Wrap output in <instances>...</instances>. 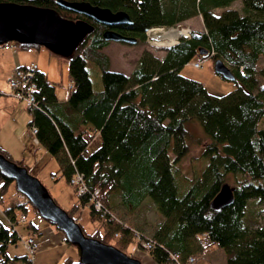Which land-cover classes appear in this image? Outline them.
<instances>
[{
  "label": "trees",
  "instance_id": "16d2710c",
  "mask_svg": "<svg viewBox=\"0 0 264 264\" xmlns=\"http://www.w3.org/2000/svg\"><path fill=\"white\" fill-rule=\"evenodd\" d=\"M56 1L0 3L54 10L64 19L93 27L68 59L67 100L58 101L55 85L36 71L35 106L27 108L28 130H37V143L58 160L62 175L68 182L76 174L83 178L85 193L74 188L79 202L67 214L88 205L91 220L101 221L103 227L89 237L128 256L129 246L136 244L153 264L196 262L213 248L223 251L225 264H264V225L251 228L246 222L250 202L262 206L259 213H264V86H258V80H264V67L258 70L264 58V0H64L125 12L132 25L117 32L142 42L150 30L173 29L200 17L204 33L192 32L188 39H180L165 50L162 60L144 51L130 75L109 70V59L102 52L108 46L102 37L107 28L60 8ZM235 3L240 4L238 10L233 9ZM196 57L227 64L236 89L211 96L202 84L183 77L181 69ZM88 63L101 73L102 88L96 92ZM194 120L209 144L202 153L204 162L191 178L182 175L178 165L189 152L186 126ZM95 138L100 142L97 148L92 147ZM0 155L10 161L1 149ZM228 176L237 178L230 186L234 201L213 211L210 203ZM12 184L0 173L4 217L0 218V264H32L28 256L12 259L7 253L9 245L16 246L19 240L17 215L24 216L30 206L18 192L4 200ZM146 199L163 218L153 238L113 212L118 206L137 210ZM27 229L39 233L32 222ZM135 233L152 243L148 252L136 242ZM63 264L79 263L68 258Z\"/></svg>",
  "mask_w": 264,
  "mask_h": 264
},
{
  "label": "rangeland",
  "instance_id": "374dc122",
  "mask_svg": "<svg viewBox=\"0 0 264 264\" xmlns=\"http://www.w3.org/2000/svg\"><path fill=\"white\" fill-rule=\"evenodd\" d=\"M239 7V3L234 4V8L239 9ZM215 13L220 14L221 11L217 10ZM180 26L181 28L191 30V32L198 33L201 30L203 31L202 23L198 18H195L187 24L183 23ZM173 37L178 38L177 33H171L170 30L164 29V31L160 33L147 34L145 41L142 42L137 40L135 45L110 43L109 47L103 50V54L110 58V71L128 75L136 68V52H140L141 49H150V53L155 58L162 60L165 56V50L171 45V39ZM123 47L128 48L124 49L129 52L126 53V56H124L125 52L119 53V51H117L119 48ZM34 50L36 51L37 49L31 48L28 52ZM16 51L25 52L21 51L19 48H16ZM49 58L50 60L44 61L47 68L42 65V69L49 76V79L56 85L58 98L65 99L68 94V88L70 87L68 71L69 61L64 58L56 57L53 54H50ZM197 63L201 66L199 69L193 67V65ZM213 66L214 61L211 58L196 57L181 69L180 74L187 79L202 84L211 96L221 97L234 91L237 87V82L223 80L220 76L214 73ZM226 66L231 70L227 64ZM262 67H264V58L260 60L258 70ZM87 70L93 90L95 92L100 90L102 88V82L99 68L92 63H88ZM258 86L259 88L264 86L263 79L258 80ZM261 126L264 127V121ZM186 128L190 137L189 152L179 163L178 169L182 175L192 178L194 172L199 170L200 165L205 160L202 153L205 146L209 144V140L204 136L199 121L194 120L192 123L187 124ZM10 130L13 132L12 126L7 125L0 134V143H2L7 149L3 150L7 151V156L10 161L16 165L21 164L30 176L40 181L59 208L66 213H69L74 204L79 202V198L75 193L73 186H71L70 182H68L66 177L60 172L58 160L53 158L42 146L35 143V138L31 135L30 130L25 129L21 136L20 133L17 136L13 133L15 138L9 132ZM54 177L56 178L54 179ZM236 179V177L228 176L227 184L232 186L235 184ZM16 192L15 184L10 185L6 190L4 200L8 201ZM116 203L119 205V197H116ZM261 207L262 206L260 205H255L253 202H250L248 205L250 213L247 214L246 222L251 228H257L258 226L264 225V213H259ZM113 212L119 220H122L133 229L150 238H153L159 225L163 222V218L149 199L144 200L137 210L129 212L123 207L118 206V209ZM22 215H24L26 222L25 224L19 223L16 226L17 237L19 240L17 241L16 246L9 245L7 253L10 258H20L28 255L24 242L30 237L36 242L41 240L43 242V247L41 248L39 246L35 255L31 257L32 264H63L68 258L78 261L76 247L63 242V234L54 226L41 219L31 206H28L27 211ZM70 215V217L80 225L87 236H93L97 231H103L101 221L91 220L90 208L88 205L81 206L79 210L71 212ZM21 217L22 216L19 212L17 215L19 221L21 220ZM0 218L4 220L1 213ZM30 222L37 227L39 231L38 234L34 235L33 233H30L31 231L28 232L27 225ZM58 237L61 239L59 240ZM128 254L131 255L130 257H135L140 260L142 264H153L149 255L141 252L136 244H131L129 246ZM15 264L23 263L16 262ZM195 264H225L224 253L218 249H210L206 256L197 257Z\"/></svg>",
  "mask_w": 264,
  "mask_h": 264
},
{
  "label": "water",
  "instance_id": "95a60500",
  "mask_svg": "<svg viewBox=\"0 0 264 264\" xmlns=\"http://www.w3.org/2000/svg\"><path fill=\"white\" fill-rule=\"evenodd\" d=\"M56 4L68 12L81 15L107 28L102 34L105 42L126 45L137 43L135 38L123 36L115 31L132 25L125 12L113 13L87 3L64 0H57ZM92 31L93 27L90 24L64 19L54 10L0 3V47L10 43L19 47H40L56 57L68 60ZM199 54L205 52L200 51ZM213 70L225 81H236L231 70L221 60L214 62ZM0 173L14 182L16 191L28 200L41 219L61 232L69 245L76 247L79 264H142L135 257H130L113 246L87 236L80 225L59 208L38 179L2 155ZM233 201L234 189L224 184L211 201L210 209L220 211L230 206Z\"/></svg>",
  "mask_w": 264,
  "mask_h": 264
},
{
  "label": "crops",
  "instance_id": "0c3cea01",
  "mask_svg": "<svg viewBox=\"0 0 264 264\" xmlns=\"http://www.w3.org/2000/svg\"><path fill=\"white\" fill-rule=\"evenodd\" d=\"M233 9H236V8H234V6H233ZM195 18L200 19V17H195ZM195 18L188 20L185 23L187 24L190 21L194 20ZM200 21H201V19H200ZM201 23H202V21H201ZM202 28H203V31L201 30L198 33H204L205 32L203 24H202ZM109 45H110V43L108 44L107 47H109ZM107 47H105V48H107ZM124 47L119 48L117 51H119V53L125 52L124 53L125 55L124 54L123 55L126 56V53H129V52H128V50H124V49H128V48H124ZM16 48H18V47H16ZM16 48L12 47L9 50H4L2 47H0V134L3 132L5 126L11 125L13 132L11 130L9 132L11 133V135L14 138H15V135L17 136V135H19V133L21 136V134L24 133L25 129H28V123L30 121V116L28 114L27 108L25 106H23L24 104L22 102L14 100L10 96L8 81L11 79L13 72L16 69L24 68V67L30 66L31 64H34L38 67V71L45 74L47 76L48 80L52 84H54L49 79V76L42 69V65L45 68H47L44 61L50 60V58H49L50 54L48 51H46L44 48H40V47L37 48L36 47L35 48V49H37L36 51L34 50V51L28 52L29 49L19 48L21 51H25V52H17ZM103 50H102V52H103ZM149 50L141 49L140 52H136L137 62H138L141 54L144 51H149ZM108 59H109L110 65H111L110 58L108 57ZM128 75H130V74H128ZM70 85H71V82H70ZM68 94H69V88H68ZM68 94L66 95L65 99H59L57 96V93H56V85H55V95H56L58 101L61 102V101L67 100ZM99 145H100L99 139L95 138L94 141L92 142V147L94 146V148H97V147H99ZM0 149L1 150H3V149L7 150L2 145V143H0ZM5 152L7 153V151H5ZM55 178L56 177H54V179ZM59 237H58V239L60 240L61 238H59ZM35 243L38 246V249H39V246L41 248L43 247L42 240L37 241V242L35 241ZM193 264H195V262Z\"/></svg>",
  "mask_w": 264,
  "mask_h": 264
},
{
  "label": "built area",
  "instance_id": "2783aa9c",
  "mask_svg": "<svg viewBox=\"0 0 264 264\" xmlns=\"http://www.w3.org/2000/svg\"><path fill=\"white\" fill-rule=\"evenodd\" d=\"M170 30L171 33H177V37L179 38H175L173 37L171 39V45H176L178 44V41L180 39H188L190 37L191 34V30L189 29H185V28H181L180 25H178L177 27L173 28V29H167ZM164 29H153L150 30L149 32H147V34H154L157 32H163ZM146 34V35H147ZM4 50H9L11 49V46L7 45L3 47ZM193 67L195 69H199L201 66L199 63L194 64ZM36 71H38V67L34 64H31L30 66L24 67V68H20V69H16L13 74L11 79L8 81V86H9V90H10V96L19 102H22L26 108L35 106V101H36V90H37V86L34 83V77L36 74ZM71 88V86L69 87V89ZM31 135L35 138V143H37L36 140V135H37V130L36 129H31L30 130ZM70 184L71 186H73V188H76L79 194H84L85 193V186L83 183V178L81 175L76 174L72 177V179L70 180ZM95 208L96 210H100V205L98 203H95ZM21 220L19 221V223H23L25 224L26 219L25 217H21ZM10 233H14V231H10ZM115 237H119V235H115ZM134 238L136 240V242L140 243V247L144 252H148L151 248H152V243L149 240H145L142 238V236L139 233H135L134 234ZM24 245L26 247L27 250V256L29 257L30 261L32 262V258L35 255L36 250L38 249V246L35 243V240L33 238H27L24 242ZM173 260H177L178 257L177 256H172ZM187 263L189 264H193L194 261L193 259H189L187 261Z\"/></svg>",
  "mask_w": 264,
  "mask_h": 264
},
{
  "label": "flooded vegetation",
  "instance_id": "af4514ba",
  "mask_svg": "<svg viewBox=\"0 0 264 264\" xmlns=\"http://www.w3.org/2000/svg\"><path fill=\"white\" fill-rule=\"evenodd\" d=\"M106 30H107V29H106ZM106 30H105V31H106ZM115 31L117 32V30H115Z\"/></svg>",
  "mask_w": 264,
  "mask_h": 264
}]
</instances>
